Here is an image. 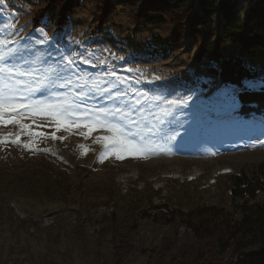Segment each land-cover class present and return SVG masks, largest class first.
Returning a JSON list of instances; mask_svg holds the SVG:
<instances>
[{"label": "rangeland", "instance_id": "obj_1", "mask_svg": "<svg viewBox=\"0 0 264 264\" xmlns=\"http://www.w3.org/2000/svg\"><path fill=\"white\" fill-rule=\"evenodd\" d=\"M48 1L0 0V40L18 41L0 49L15 50L6 63L34 70V82L49 74L59 83L57 74L65 75L61 69L74 61L73 80L86 72L89 86L95 80L109 94L125 91L129 104L141 93L183 98L187 104L164 118L163 127L177 133L165 151L120 157L98 140L107 134L100 128L91 132L83 126L57 128L44 116L23 120L30 129L0 125V264L219 260L212 242L173 214L218 210L226 219H238L262 200L264 116L242 118L236 111L242 87L264 86V56H241L253 74L242 86L222 83L220 61L207 58V53L198 56L201 38L193 36L189 24L197 0L191 3L190 14L178 15L182 33L176 46L170 41L174 31L170 19L159 25L132 20L140 1L122 7L110 0L114 12L102 23L100 6L89 1L73 11L63 29L46 19L33 26ZM255 1L231 0L242 18ZM211 18L219 31L220 17ZM225 44L221 59L240 55L238 47ZM84 58L89 63H83ZM113 84L117 88H110ZM51 90L59 93L67 88ZM48 95L49 89L43 88L31 98ZM90 96L86 106L113 103L106 94ZM143 107L157 113L147 103ZM156 140L165 144L159 136ZM246 184L258 188L254 199L232 192ZM259 247L244 252L258 253ZM230 252L223 254L224 260ZM199 255L203 262H197Z\"/></svg>", "mask_w": 264, "mask_h": 264}, {"label": "trees", "instance_id": "obj_2", "mask_svg": "<svg viewBox=\"0 0 264 264\" xmlns=\"http://www.w3.org/2000/svg\"><path fill=\"white\" fill-rule=\"evenodd\" d=\"M95 2L101 14L102 23L110 18L115 7L121 5H135L136 1L142 6L132 15V20L138 25H159L171 20L174 31L171 34V43L176 46L181 37L177 19L182 12L186 15L191 12L193 0H116L114 6L110 0H49L44 9L39 12L33 21V26L39 27L44 19L57 24L63 29L69 23V16L74 10L80 9L87 2ZM189 4L187 8H184ZM197 11L189 18L193 36L201 38L198 44V56L207 53L209 59L219 62V77L224 84L242 86L244 79L253 77V74L244 65L242 55L264 56V0H256L249 8L245 18H242L231 0H197ZM60 10V12H59ZM220 17V30L212 22V16ZM205 33H209L205 38ZM230 42L239 48V56L222 58V51ZM216 68H213L215 71ZM237 111L242 118L252 115L264 116V86L256 89L242 87L238 93ZM258 188L251 184L239 186L232 192L237 197L245 195L254 199ZM174 217L191 228L200 237L210 240L216 254L221 257L212 264H264V194L262 200L254 202L250 212L241 218L226 219L218 210L210 212H191L173 214ZM259 245L258 253H245L251 246ZM231 251L229 259L224 260L223 254ZM203 256H197V262H203ZM196 263V262H195ZM185 262L184 259L173 264H195ZM197 264V263H196Z\"/></svg>", "mask_w": 264, "mask_h": 264}, {"label": "snow or ice", "instance_id": "obj_3", "mask_svg": "<svg viewBox=\"0 0 264 264\" xmlns=\"http://www.w3.org/2000/svg\"><path fill=\"white\" fill-rule=\"evenodd\" d=\"M9 43L18 41L0 40V49ZM12 51L15 50H0V125L14 123L22 129H30L31 126L22 123L23 120L44 116L51 118L57 128L83 126L89 132L100 128L107 134L98 137V140L103 141L106 148L110 146L118 157L124 153L143 154L157 149L165 151L166 144L176 139L177 133L174 130L168 131L163 127L167 123L164 118L173 115L177 107L186 106L187 99H166L163 95L149 96L141 93L133 97V102L129 104L125 99L128 96L125 91L109 94V89L101 88L95 80H92L89 86L86 72L73 80L75 74L71 71V66L74 61H69L68 65L61 69L65 75L57 74L59 83L51 80L49 74L34 82L31 79L34 70H23L19 64L6 63ZM82 62L89 63L86 58ZM117 80L123 82L120 77H117ZM57 86L67 88V91L53 92L51 89ZM43 88L49 89L48 96L31 98ZM110 88L115 89L117 85H110ZM19 93L25 94L18 95ZM91 93L106 94L113 103L101 107L86 106V100L93 98ZM145 103L149 104V107H156L157 113L146 112L143 107ZM32 135L40 136L44 133L33 132ZM158 136L165 144L157 142Z\"/></svg>", "mask_w": 264, "mask_h": 264}]
</instances>
